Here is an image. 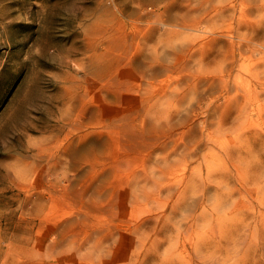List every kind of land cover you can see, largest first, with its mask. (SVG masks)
Returning <instances> with one entry per match:
<instances>
[{
  "label": "rangeland",
  "instance_id": "obj_1",
  "mask_svg": "<svg viewBox=\"0 0 264 264\" xmlns=\"http://www.w3.org/2000/svg\"><path fill=\"white\" fill-rule=\"evenodd\" d=\"M256 128L264 0H0V264H181L217 188L182 175L239 139L264 168Z\"/></svg>",
  "mask_w": 264,
  "mask_h": 264
},
{
  "label": "bare ground",
  "instance_id": "obj_2",
  "mask_svg": "<svg viewBox=\"0 0 264 264\" xmlns=\"http://www.w3.org/2000/svg\"><path fill=\"white\" fill-rule=\"evenodd\" d=\"M207 109L211 111L210 108ZM18 117L19 114L15 116V118ZM255 130L250 133L256 132V135L264 136V131H257V128ZM248 132L249 130L242 132L247 139L246 141H248L250 136ZM207 136L210 142L212 139L216 140L212 138V133H207ZM212 144L214 145L213 142ZM243 144L245 143H242L241 139H239L236 145H229L228 147L215 149L216 147L214 148L210 145V150L204 153L200 167L191 169L190 175L186 174L184 177L182 175L184 189L180 191L179 195L181 196H183V192L187 196V193L191 191L190 189H197L201 183H203L201 185H203L204 191L214 181L217 188L214 197L212 195L213 202L211 201L212 197H208V200L206 193H204L205 196L200 203V211L192 215V222L186 228L175 226L178 239L183 236L184 240L182 242H190L189 247L191 249L187 250L189 252L188 256H184L180 250L181 253L178 252L179 248L177 249L175 244L178 241L177 239L176 242L174 241L175 243L171 242L172 245L169 249L165 250L167 251V260L169 259L172 262L178 258L180 260L177 261L181 264H226L227 258L223 257V252L227 246L241 247L236 253H241V250L245 249L244 255H246L245 253H250V250L254 247L256 238L259 246L264 247V244H262L264 243V184L261 182L258 185L257 182H254L258 178L260 179L264 168H259L258 165L256 168L255 164L253 165V162L249 160L238 161L235 159V151H238L239 154H237L241 160L242 158H247L243 155ZM221 154L226 156L228 161L232 162L239 172L232 173L227 169L228 165L223 166L221 162L217 161V157L221 156ZM231 176L235 178L231 179ZM237 191L240 192L241 199H233ZM200 220L203 222L202 224L199 223ZM218 237H220L219 240H217ZM202 245H206L207 250H204L206 247L201 249ZM224 246L225 249L223 248ZM245 258L248 257L246 256ZM237 260L240 259L238 258ZM230 262L233 264L234 261L230 260L229 264Z\"/></svg>",
  "mask_w": 264,
  "mask_h": 264
}]
</instances>
